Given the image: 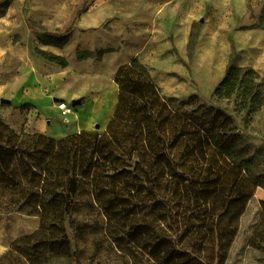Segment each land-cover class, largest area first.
Masks as SVG:
<instances>
[{
	"label": "trees",
	"instance_id": "1",
	"mask_svg": "<svg viewBox=\"0 0 264 264\" xmlns=\"http://www.w3.org/2000/svg\"><path fill=\"white\" fill-rule=\"evenodd\" d=\"M114 82L116 107L100 134L55 140L0 119V214L40 219L0 264H80L66 229L73 215L81 233L103 220L94 247L121 264H214L219 219L264 188V150L233 116L196 96H164L137 60ZM213 96L250 116L264 108V81L230 64Z\"/></svg>",
	"mask_w": 264,
	"mask_h": 264
},
{
	"label": "rangeland",
	"instance_id": "2",
	"mask_svg": "<svg viewBox=\"0 0 264 264\" xmlns=\"http://www.w3.org/2000/svg\"><path fill=\"white\" fill-rule=\"evenodd\" d=\"M132 60L148 69L164 96H196L219 107L264 150V108L247 116L234 112V99L213 96L230 64L264 81V0H0V100L9 101H0V115L23 123L16 131L37 133L31 129L38 120L70 127L78 106L95 105L100 114L92 116L100 117L91 133H99L116 107L115 74ZM57 102L76 103L75 113L57 120L40 115L42 104L57 111ZM80 221L73 215L66 222L73 249L83 251L80 264H121L106 246L94 247L103 220L91 221L85 233ZM39 225L38 217L0 214V257ZM215 233L214 264H264V188L219 219Z\"/></svg>",
	"mask_w": 264,
	"mask_h": 264
},
{
	"label": "crops",
	"instance_id": "3",
	"mask_svg": "<svg viewBox=\"0 0 264 264\" xmlns=\"http://www.w3.org/2000/svg\"><path fill=\"white\" fill-rule=\"evenodd\" d=\"M41 108H42V112L40 113V115L42 117L46 115L49 117H53L54 119L57 120L58 115L60 116V113L58 111H54V109H51L46 104H42ZM97 108L98 107H96L95 105L89 107H86L85 105L78 106L76 108L77 110L76 116L74 117V119L77 120L74 123H72L70 127H64L58 124L51 125L53 122H50V124L48 125L47 124L48 121L44 122V120H38L36 125L31 130H35V132L44 134L45 136L55 140L63 139L65 137L78 134L80 132H93L92 127L95 128L98 127L97 118L100 117L98 116L97 118L96 117L94 118L92 116L93 112L96 113L97 115L100 114L99 108L98 109ZM0 118L14 130L22 128L23 123L18 125L17 120H12L3 115H0ZM107 124H108V120H105L104 123L100 124L101 131L99 132V134L105 130Z\"/></svg>",
	"mask_w": 264,
	"mask_h": 264
},
{
	"label": "built area",
	"instance_id": "4",
	"mask_svg": "<svg viewBox=\"0 0 264 264\" xmlns=\"http://www.w3.org/2000/svg\"><path fill=\"white\" fill-rule=\"evenodd\" d=\"M56 109L63 117L71 116L75 113L74 107L65 102H57Z\"/></svg>",
	"mask_w": 264,
	"mask_h": 264
},
{
	"label": "bare ground",
	"instance_id": "5",
	"mask_svg": "<svg viewBox=\"0 0 264 264\" xmlns=\"http://www.w3.org/2000/svg\"><path fill=\"white\" fill-rule=\"evenodd\" d=\"M106 109H107V107H106ZM106 111L104 112V116L106 115ZM28 223H30L29 225H28V227L29 228H32L33 227V222L31 221V222H28ZM5 250V245H3V244H0V253H2L3 251Z\"/></svg>",
	"mask_w": 264,
	"mask_h": 264
},
{
	"label": "water",
	"instance_id": "6",
	"mask_svg": "<svg viewBox=\"0 0 264 264\" xmlns=\"http://www.w3.org/2000/svg\"><path fill=\"white\" fill-rule=\"evenodd\" d=\"M0 101H1V103H3V104H9V101H8V100L1 99ZM75 104H76V103H73V106H74Z\"/></svg>",
	"mask_w": 264,
	"mask_h": 264
}]
</instances>
